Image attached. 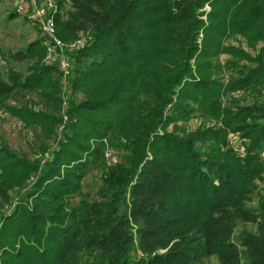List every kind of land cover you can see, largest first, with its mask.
Segmentation results:
<instances>
[{"label":"trees","instance_id":"trees-1","mask_svg":"<svg viewBox=\"0 0 264 264\" xmlns=\"http://www.w3.org/2000/svg\"><path fill=\"white\" fill-rule=\"evenodd\" d=\"M57 5L59 36L86 42L69 56L68 120L36 113L56 147L31 163L0 148V264H264V99L224 101L264 87V0ZM235 35L257 54L224 43ZM44 56L41 39L12 54L38 67L0 72V109L40 87L54 69ZM197 115L221 124L180 129ZM96 169L92 195L83 187ZM239 222L256 230L236 234Z\"/></svg>","mask_w":264,"mask_h":264},{"label":"rangeland","instance_id":"rangeland-1","mask_svg":"<svg viewBox=\"0 0 264 264\" xmlns=\"http://www.w3.org/2000/svg\"><path fill=\"white\" fill-rule=\"evenodd\" d=\"M34 1L35 3L31 5V0H0V72L7 76L10 71L13 70L19 72L23 78L32 75L36 67H38L36 62L39 58L31 57L19 61L14 59L12 54L20 50H25L31 43L38 39H41V45L45 49V56L41 59V65L49 64L54 67L51 71L43 74V78L38 82V86L40 87L36 90L19 89L15 91L6 101V105L0 109V148H7L30 163L41 158V155L44 154L42 151L43 147L49 145L52 149L56 147L60 139V137L56 135L52 136L53 139L46 138V132L44 133L42 128L43 125H47L46 121L48 123H50V121H48V119L45 121V117L36 113L55 115L59 118H63V123H65L68 120L67 110L70 105V95L73 92L70 81L72 71H69L65 78V74L61 69L62 58L56 56L49 58L48 48L45 44L47 36L42 30L37 16V11L46 9V0ZM21 6L26 9L30 6L27 14H23L22 10H19ZM205 9L210 10V6H206ZM16 10L18 16L10 18V15ZM56 35L65 43L64 53L68 57L70 53L76 50L72 48L71 45L83 39L85 36H79L71 41H64L59 36L57 27ZM224 43L236 47L241 46L248 51H252L248 45L247 39L241 35L232 36L228 40L224 39ZM262 45L263 43H259L257 50H259ZM252 52L254 55L257 54V51ZM228 58H230L229 55L222 56L223 61ZM219 77L220 78L217 79L225 83L227 82L229 73H224V79L221 78V74ZM58 91H60L59 96H61L62 102H59L55 97V95L58 96ZM229 99H237L239 101L246 100L249 102L264 99V87L230 92L225 95L224 101L226 102ZM220 124V120L197 115L186 124L180 122L179 127L183 130L185 128L189 131H194L204 125L213 127ZM58 126L56 130L61 133L63 124ZM169 129L172 130L173 126ZM179 132L182 133V130ZM227 140L231 146L237 147L239 135L235 132H229ZM49 155L50 153L46 152L45 158H49ZM117 159L119 160V158ZM105 160L107 164H111L106 156ZM100 175V169L93 170L84 181L83 191L95 195L100 186ZM0 176L4 177L1 169ZM12 195L14 197L12 204L3 208V213L7 215H9L18 204L16 201V191L12 192ZM245 229L255 231L256 227L252 224L239 222L236 234L241 233Z\"/></svg>","mask_w":264,"mask_h":264},{"label":"built area","instance_id":"built-area-1","mask_svg":"<svg viewBox=\"0 0 264 264\" xmlns=\"http://www.w3.org/2000/svg\"><path fill=\"white\" fill-rule=\"evenodd\" d=\"M34 3L35 1L31 0L30 4L33 5ZM46 3V9L37 11L38 20L42 27V30L46 33L47 36L45 44L48 48L49 58L53 56L62 58L61 69L62 72H64L66 78L69 71H71L72 69V64L70 62V58L64 53L65 43L56 35V12L58 10L57 0H46ZM29 8L26 9L21 6L19 10H22L23 14H27ZM85 42L86 36H84L83 39L76 41L74 44L71 45V47L77 49L79 46L84 45ZM107 150L106 157L110 161L112 159L111 153L109 149Z\"/></svg>","mask_w":264,"mask_h":264}]
</instances>
